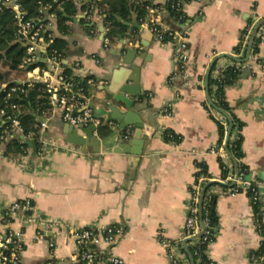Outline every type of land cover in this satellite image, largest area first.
<instances>
[{"label":"crops","instance_id":"obj_1","mask_svg":"<svg viewBox=\"0 0 264 264\" xmlns=\"http://www.w3.org/2000/svg\"><path fill=\"white\" fill-rule=\"evenodd\" d=\"M76 5L78 14L68 21L71 32L65 35L67 61L80 60L94 78L91 103L101 118H108L103 104L106 98L122 111H132V120L144 123V136L150 139L141 158L104 149L94 152L92 147L70 142L69 136L74 134L71 124L63 120L60 111L53 110L44 133L45 146L6 154V142L1 141L0 230L5 229L1 214L8 204L24 198H31L34 204L30 215L17 214L12 221L13 227L25 231L22 264H44L50 258L49 237H35L37 228L47 221L56 224V231L49 236L56 240L57 264H79L71 230L114 224L123 226L125 233L110 254L123 258L126 264H172L159 232L172 240L181 237L199 163L208 167V182L215 181L210 193L216 196L218 224L216 240L208 247L209 257L216 264H256L251 256L259 252L262 237L251 198L246 191L231 193V184L222 182L219 156L211 151L219 143L217 120L221 115L209 100L206 75L223 54L230 57L219 58L210 76L229 66L239 70L236 81L225 88V99L242 124L238 129L243 136L242 161L249 168L250 181L258 186L264 221V43L260 42L255 52L254 42L250 50L254 27L264 19V0H191L186 5L191 20L190 62L187 71L178 76L174 75V47L154 36L139 37L135 24H145L137 12L124 21L136 31L132 42L126 44V26L124 33L106 43L108 27L101 11L89 18L86 10ZM250 27L246 48L241 46L236 52ZM56 32L61 36L58 27ZM131 49L138 51L131 54V62H121ZM114 70L139 78L134 93L128 95L134 101L140 98L132 109L101 89ZM177 92L180 96L175 100ZM170 100H175L172 114L165 110ZM129 129L135 130L134 124ZM166 130L179 135L180 142L165 140ZM118 148L114 143L109 150ZM208 182L199 185L203 189ZM184 252L192 264V254Z\"/></svg>","mask_w":264,"mask_h":264},{"label":"built area","instance_id":"obj_2","mask_svg":"<svg viewBox=\"0 0 264 264\" xmlns=\"http://www.w3.org/2000/svg\"><path fill=\"white\" fill-rule=\"evenodd\" d=\"M72 1L80 6H87L86 17L90 18L92 14L99 13L97 2L100 0ZM190 1L129 0L130 4L142 6L146 10V14L141 17V21L150 29L156 40L171 44L174 47L176 56L175 76L185 73L190 62L189 33L191 20L186 12V5ZM21 2L22 0H0V3L7 5L15 12L17 40L26 48L21 68H29L26 79L19 82L23 86L9 85L8 82H4L0 86V92L5 93L4 104L0 108V140L7 142L12 138H18L21 142L30 141L34 143L33 133L24 131L19 118V114L22 113L24 107L23 104L10 99L14 94L26 92L27 89L33 88L37 83H43L44 90L53 104V110L60 111L65 122L73 126L81 124L86 127L91 124L100 126L103 120L95 115L91 95L86 93L84 86L74 81V77L77 76L82 80H86L88 85H93L95 83L94 78L85 72L80 60L70 63L58 49H51V45L58 36L56 32V13L49 11V5H42L39 15L29 17L27 12L23 10ZM170 12H173L174 15L169 17ZM247 31L241 45L242 49L246 48L251 27ZM257 37L260 38V42L264 43L263 25L258 30ZM104 41L107 43L109 39L105 38ZM43 49L44 51H42ZM92 57L99 61L96 55L93 54ZM215 77H219V74H216ZM179 96L180 94L177 92L175 100ZM175 100L167 102L165 110L168 114H172ZM48 119L49 115L41 118L39 143L42 147L46 144L44 133L49 127ZM225 124L228 126L226 122ZM239 138V132L235 131L233 135L231 134L229 142L231 139L239 140ZM211 151L216 153L230 168L229 174L222 179V182L228 185L233 184V187L238 185L244 191L251 188L253 192L252 200L254 202L259 200V194L252 182L244 179L243 174H239L236 170L233 171L235 166L225 148V143L213 147ZM27 152L28 149L24 151V153ZM40 153L41 151H39ZM201 192L202 187L200 185L191 191L188 215L182 235L178 240L169 239L161 231L159 232V239L166 247L167 255L172 264H191L184 252L188 250L190 245H195V255L197 256L195 264H216L208 255V247L216 240L217 235L216 231L213 230L210 217L212 196L208 195L206 197L205 193L202 204L203 222H201ZM238 192L237 189H231L232 194ZM33 209L34 204L31 198L15 200L3 209L1 222L5 229L0 230V264H22L26 247L25 231L22 227H13L12 221L17 214L30 215ZM257 225L262 237L260 247L262 249L264 248V221L257 219ZM55 229L56 224L47 221L42 223L36 230V238L49 237L51 256L44 264H57L55 257L56 240L53 235L49 236V233L56 231ZM124 233V227L119 224L71 230L70 234L75 239L76 257L79 264H126L123 258L109 253ZM101 248L106 251H100ZM251 258L256 264L264 262V253H253Z\"/></svg>","mask_w":264,"mask_h":264},{"label":"trees","instance_id":"obj_3","mask_svg":"<svg viewBox=\"0 0 264 264\" xmlns=\"http://www.w3.org/2000/svg\"><path fill=\"white\" fill-rule=\"evenodd\" d=\"M21 4L23 10L27 12L29 17H36L39 15V10L42 5H49V11L56 13L57 27L61 33V36L55 38L54 43L51 45V49H58L64 56L67 57L69 42L65 35L71 32L68 21L73 17H76L78 14L79 9L76 3H74L72 0H22ZM97 5L98 9L101 11V14L104 15L105 24L108 27L107 38H109L111 41L115 40L119 34H122L126 31V25L124 24V21L130 20V16L133 11L137 12L139 17H142L146 14V10L142 6H134L129 3V0H101L97 2ZM86 8L87 6L81 7L82 10H86ZM172 15H174V13L170 12L169 17ZM16 33L17 20L15 17V12L7 5L0 3V86L4 82H8L9 85L23 86L19 82L26 79L27 73L29 71V68H21V63L26 54V48L17 40ZM259 43L260 38L256 37L253 47L255 52L258 51ZM240 50L241 45L235 49L236 52ZM41 64L43 63L41 62ZM216 66V64L213 66V70L216 68ZM238 75L239 70L235 66H229L220 72L219 77H214L211 75L209 79L210 96L217 107L218 113L221 115V118L217 120L219 133L218 146L223 145L225 142L228 128L225 122L228 124V116L231 117L233 121L232 135L235 133V131H238V129H242V124L236 119L232 108L225 99V88L233 84L236 81ZM74 81L78 82L79 85L84 86L86 93L91 95L92 86L88 85L86 80H82L75 76ZM4 98L5 93L0 92V108L4 104ZM10 100L23 104L24 107L22 113L19 114L21 125L26 133H33L34 144L36 146L34 147L31 145L30 141L21 142L18 138H12L5 143L6 154L24 153V151L29 148L34 149L35 151L38 150L40 147L39 137L41 136V118L50 115L53 110V104L49 95L44 90L43 83H37L33 88L27 89L26 92L14 94ZM103 128L104 127H101L100 130ZM239 134V140H230L229 149L233 155V158L238 164L237 172L239 174H243V178L246 179L247 175L249 174V168L242 161L243 136L240 132ZM163 137L165 140L170 142L178 143L181 140V137L171 130H166L163 133ZM219 161L221 165L222 178H225L229 174L230 168H228V166L220 157ZM198 167L199 170L197 172L195 186L197 184L199 185L200 182L203 185L209 181L210 177L208 167L205 163H199ZM235 170L236 169L234 167L233 171ZM252 185L258 192V186L253 182ZM195 186L192 188V190H194ZM211 188L212 185L208 187L206 191V197L208 195L212 196L210 217L213 230L216 231V226L218 224V218L215 211L216 196L210 193ZM230 189H237L239 192L244 191L243 188L238 185L234 187L231 186ZM246 192L251 198L256 218L262 221L263 203L260 199L256 202L252 200L253 192L251 188ZM186 251L192 254L194 260L197 261V256L195 255V245H190ZM259 252L264 253V248H260Z\"/></svg>","mask_w":264,"mask_h":264},{"label":"water","instance_id":"obj_4","mask_svg":"<svg viewBox=\"0 0 264 264\" xmlns=\"http://www.w3.org/2000/svg\"><path fill=\"white\" fill-rule=\"evenodd\" d=\"M124 24L129 27V31H128L129 39L126 42V44H130L134 38V34L136 31L133 29V27L129 23L124 22ZM262 25H264V19L261 20L254 27L251 40H250V50L257 37V32ZM135 27L137 30H139L140 32L139 37H141L142 39H149V35L154 36L147 26L144 27V26H141V24L136 23ZM103 28L104 27L102 26L101 29ZM121 39L123 40V37ZM42 51H44V49ZM137 52L138 51L136 49L129 50V55L127 59L121 58V62H125V63L131 62V60L129 59L131 54L135 56ZM223 56L230 57L229 54H223L221 57ZM221 57L216 58L214 62L211 64L210 68L208 69V72L206 75V87L208 90H209V77L211 74V70L214 66V63ZM234 59L237 60L236 58ZM247 60L248 59H245V60L242 59L240 61L246 62ZM123 66H120V69ZM132 69L133 71L136 70L134 67H132ZM247 70H249V68H247ZM127 74L128 73L125 70H114L111 76H109L107 80H105V86L101 87V89L106 92L107 97H112L114 100L118 102H123L127 109H132L133 106L135 105V101L138 102L140 98L138 97L134 101V100H131L128 97V95L134 93L135 89L137 88V83L139 82V78L138 77L128 78ZM130 81H133L136 84H129ZM137 93H139V91ZM208 96H209L211 105L217 109L216 105L214 104V102L212 101L209 95V91H208ZM103 104L105 108H107L109 111L107 112L108 118L107 119L101 118L95 110V115L103 120V123L100 126H95L94 124H91L87 127L84 126L83 124L79 126L71 125L74 130V134H71L69 136L70 142L79 144L82 146H86V147H92V150L94 152H100L102 149H104L105 152H116V153L127 154V155L131 154V155L141 158V156L144 154L145 149H146V141L150 139L149 137L144 136V128H145L144 123L141 120L133 121L132 111L124 112L120 108H118V106H116L115 104H113L106 98H104ZM228 119H229V126H228L227 133H226L225 148L227 152L230 154V156L233 157L228 147L229 139L233 131V121L229 116H228ZM117 122H119V124ZM131 124H134L135 130L129 129V126ZM101 127H104V128L100 130ZM77 131L83 132L84 136L77 137L75 135ZM114 143H116V145L119 148L114 151L109 150V147L113 146ZM31 145H34V144L31 142ZM235 168L237 172L238 164L236 161H235ZM246 179L251 180V176L247 175ZM214 183L215 181L208 182L202 189L201 201H200L201 222H203L202 221L203 199H204V196H205V193L208 187ZM231 186H233V184H231ZM192 264H195V260L193 257H192Z\"/></svg>","mask_w":264,"mask_h":264}]
</instances>
